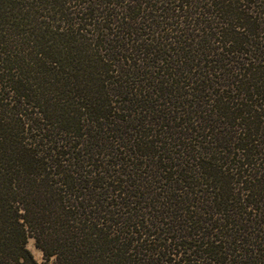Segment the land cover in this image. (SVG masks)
<instances>
[{
  "label": "trees",
  "instance_id": "trees-1",
  "mask_svg": "<svg viewBox=\"0 0 264 264\" xmlns=\"http://www.w3.org/2000/svg\"><path fill=\"white\" fill-rule=\"evenodd\" d=\"M0 264H264V0H0Z\"/></svg>",
  "mask_w": 264,
  "mask_h": 264
},
{
  "label": "rangeland",
  "instance_id": "rangeland-1",
  "mask_svg": "<svg viewBox=\"0 0 264 264\" xmlns=\"http://www.w3.org/2000/svg\"><path fill=\"white\" fill-rule=\"evenodd\" d=\"M27 249L30 251V253L33 255V258L40 263L42 261V254L40 251L35 249L34 243L32 239H29L27 242Z\"/></svg>",
  "mask_w": 264,
  "mask_h": 264
}]
</instances>
